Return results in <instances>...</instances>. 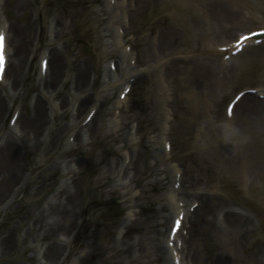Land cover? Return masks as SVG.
I'll return each mask as SVG.
<instances>
[{"label": "bare ground", "instance_id": "bare-ground-1", "mask_svg": "<svg viewBox=\"0 0 264 264\" xmlns=\"http://www.w3.org/2000/svg\"><path fill=\"white\" fill-rule=\"evenodd\" d=\"M197 1L102 0L100 8L91 9L85 27L94 32V45L99 47L97 56L88 55L78 44L65 41L70 36L69 30L77 23L81 6L67 9L49 21V41L45 45L46 25L42 15L31 16L21 25L14 21L29 8L27 0H14L9 6L7 11H12L13 20L7 21L8 25L0 18V31H7V53L8 34L13 42V52L11 57L7 54L3 78L9 82H0V264H27V258L31 259V264H58L65 248L71 250L78 234L88 235L91 218L85 215L84 209L89 190H96L106 197H125L130 188L141 181L146 197L148 189L165 187L161 176L170 166L176 179L180 168L170 164V159L175 158L173 150L162 149V144L165 147L164 140L171 134L177 111L190 122L179 125L178 132L185 136L192 134L205 118L208 122L211 101L217 99L220 102L233 92L236 77L245 76L247 83L256 81L257 93L246 92L232 118L223 116V123L226 121L225 125L231 126H227L225 134L219 138L220 144H216L215 129L204 130L209 138H200L198 144H193L189 154L191 160L180 177V189L191 196L197 185L204 187L217 179L229 185L239 181L240 188L248 196L247 202L262 212L264 98L261 94L264 93V81L261 76L264 71L256 78L250 77L255 72L249 69L236 72L234 60L240 53L230 59L216 60L215 57L222 53L221 46H226L225 53H231L233 42L250 30L231 28L232 23L230 29L221 34L214 30L213 37L217 40L213 41H222V44L208 42V39L212 40V30L203 29L197 23L201 21L193 13V2ZM4 2L6 0L0 1V8ZM226 11L229 10L226 8ZM152 13L158 16H150ZM232 13L231 18H237L236 12ZM209 16L210 13L205 17L211 20L210 24L206 22L208 25H215L222 18L214 13ZM249 17L258 15L251 10L244 20ZM130 34L134 35V41ZM61 39L63 45L58 43ZM252 42L250 39L247 43L255 45ZM130 44L134 49L129 52L126 47ZM208 48L214 51L213 59H203L210 55ZM30 52L44 55L36 75V92L31 96L32 71L27 63ZM201 52L206 56H200ZM109 56H117L115 70L102 65ZM45 57H49V62L44 73L41 62ZM139 81L155 96L156 101L155 98L150 101L151 105L147 102L137 111L126 112L127 102L117 99L112 106H106L116 86H135ZM174 106L179 109L174 110ZM119 107L118 115L116 109ZM9 111H19L13 126L5 124ZM132 122H136V126L129 127ZM158 125L161 126L159 134L150 136ZM104 142L107 144H102ZM120 142L122 144H117ZM123 146L129 151L122 153ZM214 146L220 147L221 155L214 151ZM49 161H52L51 166L45 164ZM43 165H46L43 173L37 171ZM98 165L99 176L90 185L84 174L89 167ZM56 173L62 179L59 186L40 204L50 186L46 184L47 177ZM29 185L31 189L26 196L30 206H25V196L20 201L17 198ZM216 186L213 184L212 188ZM169 189L175 201L169 217L173 219L177 212L184 211L192 219L189 239H182L183 223L173 247L159 245L158 232L162 230L159 224L168 216L160 211L154 219L155 233L152 231L149 240H137V245L141 246L138 253H128L129 248L134 249V238H124L113 244L99 241L94 248L89 247L87 255L98 253L97 248L101 252L113 248L122 252L120 255L125 254L121 260L124 264H170L176 251L179 263L185 264L189 256L187 247H190V257L197 264H213L214 261L219 264H264V239L259 238L252 244L249 241L260 227L256 215L234 207L228 199L214 191L207 192L205 187L196 191L201 203L190 213L186 203H177L175 188L169 186ZM160 194L162 199L165 193ZM147 199L149 202L152 197ZM162 205H168L165 197ZM150 220L146 219L145 223ZM178 240H182L181 247ZM82 245L88 248L89 243ZM186 248L188 251L184 256ZM25 251L30 252L26 257L23 256ZM18 255L23 256L21 260ZM76 263L87 264L85 259Z\"/></svg>", "mask_w": 264, "mask_h": 264}, {"label": "rangeland", "instance_id": "rangeland-1", "mask_svg": "<svg viewBox=\"0 0 264 264\" xmlns=\"http://www.w3.org/2000/svg\"><path fill=\"white\" fill-rule=\"evenodd\" d=\"M27 1L30 5L29 8L24 12V14L17 16L15 18L16 20L14 19V21L17 22L18 25H21L23 22H25L27 20V18H30L31 16L38 17V15H42L43 24L46 25V32H47V24H49V21L51 19H53L55 17V15H59V13H62L63 11H65L67 9L72 10L76 6L77 7L81 6L82 12L78 16L77 23H76L74 29L69 30L70 36L67 39H65V41H66V43L71 42V43L78 44L79 47L81 49L83 48L88 55L97 56L99 47L94 45L95 44L94 32L92 31L91 28H90V30H85V27H86V22H87V19L89 18V13H90L91 9L100 8V4L102 3V0H27ZM13 2H14V0H6V2H4V4L2 5L0 15H1V18L4 22L5 21L7 22L9 20L10 21L13 20L11 18L12 11L11 12L7 11L9 9V6L13 5ZM208 2H211L212 4L209 5ZM213 7H214V9H213ZM216 7H217V9H216ZM226 8L229 11H226ZM230 8H232L233 11L236 12L235 17H237V18H235V19L231 18L233 16V13H232L233 11H231ZM12 10H13V8H12ZM193 10H194L193 13H196L201 20L200 22H197V23H199V26L201 24L203 29H204V27H206V28H209L208 31L210 30V32H211V30H212V36H211L212 40L208 39L207 40L208 42H216V41H213V40H217L216 37H213L215 35L214 30L218 34H221L224 32V30H227L228 28L230 29V26L232 25V23H234V26L231 28L243 29V31L249 30V29L254 28V27L264 26V0H198L196 3L193 2ZM251 10L255 11V14H257L258 17L249 18V19H247V21H245L244 15L247 14V12H251ZM183 13L187 14L185 11H183ZM209 13H210V16H212L214 13L216 17L222 16V18L215 25H213V24L208 25V24H210L211 20H209V19L206 20L205 17L208 16ZM150 16H158V14L152 13ZM68 18H70L69 15H68ZM207 21H209L208 24H206ZM236 22H237V24H236ZM194 23H196V22L194 21L193 25H194ZM44 34H45V36L43 38V41H44V45H45L49 41V39H48L47 33L44 32ZM63 39H61L62 41H59L58 43L61 42V44L63 45ZM133 41H134V37H133ZM204 41H202L201 47L205 46ZM8 45H9L8 47H9L10 57H11L12 52H13V42L10 38H8ZM131 46L133 47V45L130 44L129 48H131ZM133 49H134V47H133ZM34 53L35 52H33V53L30 52L28 54V57H27V59H28L27 63H29V65H31L30 71H32V75L30 77V83H31L30 96L32 94H35V92H36L35 91V88H37V86H36V75L38 72V64H39V59H40L39 52H37L36 55ZM200 56L205 57L206 55L201 52ZM115 58H117V56L116 57L115 56L114 57L113 56L107 57L103 61L102 65L108 67L109 63L112 60H115ZM209 58H210V55H207L203 59H209ZM235 63H237V69H239L238 71H242V72L246 71V69H250V70H253L255 72H259L261 69H264V45L259 46L258 48L255 47V48L246 49L242 53V56H240L236 60ZM248 63H250L249 66H247ZM178 74H179V72L177 73V75ZM8 82H9V79H6L4 81V84H6ZM238 82H237V86H238L237 89L243 88V84L238 85ZM251 86H255V84H252ZM146 87H145L144 83L141 81H139L135 85V87L133 88L132 93H131L130 101H129L128 105H126V107H125L126 112L137 111L138 108L145 107L144 105L147 102H149V104L151 105L150 101H152L155 98V96H152L151 90L149 89V87H148V89ZM122 88H123V86H120V87L116 86V88H114V90L112 91L113 94H112L110 100L108 101V103L106 104L107 107L112 106L113 103L118 99L119 92L122 90ZM218 90H219V88H218ZM30 96L28 94L26 99L28 100ZM229 98H231V97L227 96V97L223 98L222 100H220V102L217 99L212 100L211 101V109H210L211 110V116H210V118H208V122L205 121L207 119V118H205L204 121H202V123H200L199 126H197V128L195 129V132H193L192 134L187 133L186 136L184 134H182V132H178L177 128L179 127V125L189 124L190 123L189 119L182 114H178V111H177L176 122L174 124V127H172L174 132L172 133V135H170L166 139L168 140V142L170 140L171 141L170 143L175 145V150L179 155V161H182L184 163L190 162L191 159H190L189 154L191 153V150L193 148V144H198L200 142V141H198L200 138H204V139L206 138V140L209 138V135H205L204 130H207L209 128L215 129L216 131H213V132H216L215 135H217L218 138H220L221 136H223L225 134V132L227 130V126H231L230 124L226 126L225 121L223 123V116L225 114V105H226V102ZM155 101H156V98H155ZM5 103H7V102H5ZM178 109H179V107L177 108L176 106H174V110H178ZM116 112H117V114H119L120 110L116 109ZM182 112L183 111H181V113ZM12 114H13V111L12 112L9 111L6 114V123H5L6 125L10 124V119H11ZM133 122L129 124V127L131 125H134V126L136 125L135 124L136 122L134 124H133ZM184 126H186V125H184ZM160 127L161 126L158 125V127L155 128L156 131L153 134L149 133V135L150 136L151 135L152 136L158 135L160 130H161ZM218 138H216L217 141H218ZM98 144H101V143H98ZM102 144H107V143L104 142ZM117 144H122V143L120 142ZM144 144H145V142H144ZM217 144H220V143L218 142ZM45 164H48V166H51L52 161L46 162ZM44 166H46V165L40 166V168L38 170L43 171L45 168ZM35 167H36V165H35ZM98 171H99L98 169H94V172H92V171L90 172L91 175H89L87 178L90 181V185H92L91 183L94 180L93 177L98 176V174H99ZM56 174L50 175L49 178H47L48 183H52V181H55V182L53 183L51 188H49L47 190V192L43 196L42 200L45 199V197L51 192V190L58 184L60 177ZM90 176H92V177H90ZM167 178H170V176H168ZM140 184L141 183L138 182V184H136V186H134L133 189H134V193L138 192L136 197L137 198L140 197L142 199V201L143 200L145 201L143 207H140L137 204H134L135 206L125 205L122 198H120L118 196L111 197V198H114L116 200H111L109 198H104V197L101 198L98 192L94 193L92 190H89L88 195L85 196V201H86V205H87V206H85V207H87V209L85 211H86L88 217L91 218L90 222H89V226H88L89 237L86 236V238H85V237L80 235L79 236L80 241H82L84 238L87 241L90 238L89 245H90V247L93 246V248L96 246L97 242H99V241H103V242L104 241H110L112 244L113 241H116V238L118 236L117 235L118 226L120 225L121 221L124 218H126L128 211L134 213V212H136L137 209L139 210V208L143 209V212L140 213L139 216H137L141 219L137 220V222L133 225V227L131 228L132 232L130 233L128 238L132 239L134 237V238H137L138 241L140 240V238L142 240H149L148 236L152 235V231H153V233L155 232L156 226H155L154 219L160 215V211L162 209L163 210L165 209V205L164 206L162 205V207H161L162 199H160V197H159V194H160V192L163 191V189H160V188H155V190L154 189H148V191H146V193H147L146 197H144V192L141 193L140 192L141 190L139 189ZM29 188L30 187L28 186L27 189H29ZM227 190L230 193L233 192V190L231 188H229ZM235 191L238 192L237 190H235ZM223 194L225 196L229 197V195H227L225 193H223ZM22 195L24 196V192H22V194L19 195V197H18L19 200L21 199ZM148 197H152V199L149 200V202L146 201V200H148L147 199ZM233 198L238 199V195H235ZM229 199H230V197H229ZM109 200L111 202L114 201L118 204L117 209H114L116 211H112L110 209L111 204H109V202H108ZM103 201H105L104 204H100ZM24 205L29 206V202L24 201ZM120 207L122 209H120ZM120 212H121L120 215L116 214V213H120ZM138 213L139 212H137L136 214H138ZM150 218H151L150 222L145 223L146 219L149 220ZM165 223L162 224L163 229H162V231H160V233H159L160 235L158 236V239L160 242L164 241V238L166 237L167 232H168L169 222L167 221V225ZM164 225H166V226H164ZM132 249L133 248H129V250H128L129 254H132ZM97 250H98V253H95L93 255L91 254L90 256L86 257L87 264H124L121 260L123 259L125 254L123 256L119 254L122 252L119 251V253H118V251H116L113 248L105 249V250H107L106 252H104L105 250L103 252H101V250L98 248H97ZM80 251H81V248H78L76 251L72 252L73 257L76 256L77 253ZM108 251L110 252V254H108ZM28 253H29V251L25 252V254H28ZM71 257L72 256H69L68 258H66L65 264H72L73 258H71ZM145 260H146V257H145ZM134 264H136V263H134Z\"/></svg>", "mask_w": 264, "mask_h": 264}, {"label": "snow or ice", "instance_id": "snow-or-ice-1", "mask_svg": "<svg viewBox=\"0 0 264 264\" xmlns=\"http://www.w3.org/2000/svg\"><path fill=\"white\" fill-rule=\"evenodd\" d=\"M3 39H4L3 35L0 34V62H3V59H4L3 51H2V49H3Z\"/></svg>", "mask_w": 264, "mask_h": 264}]
</instances>
